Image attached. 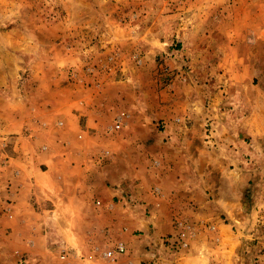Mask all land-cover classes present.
I'll list each match as a JSON object with an SVG mask.
<instances>
[{
    "label": "rangeland",
    "instance_id": "374dc122",
    "mask_svg": "<svg viewBox=\"0 0 264 264\" xmlns=\"http://www.w3.org/2000/svg\"><path fill=\"white\" fill-rule=\"evenodd\" d=\"M63 80L80 98L123 96L127 107L103 116L106 131L97 130L96 142L115 148L146 139L126 157L133 171L125 169L146 198H167L157 209L143 207L126 189L124 206L154 226L135 229L125 242L112 236L92 259L81 255L71 264H130V247L149 261L176 253L203 261L209 241L225 246L215 237L225 223L243 241H264V0H0V130L16 129L22 94ZM25 103L27 113L32 103ZM124 110L133 120L112 130ZM107 133L121 135L106 140ZM9 144L2 145L8 158L15 153ZM182 152L196 158L192 166L178 164ZM109 157L103 151L94 158ZM175 193L182 198L173 202ZM178 204L187 211L179 214ZM114 218L127 227L139 217L119 209ZM120 243L124 253L104 257ZM0 264L31 263L15 248H0Z\"/></svg>",
    "mask_w": 264,
    "mask_h": 264
},
{
    "label": "crops",
    "instance_id": "0c3cea01",
    "mask_svg": "<svg viewBox=\"0 0 264 264\" xmlns=\"http://www.w3.org/2000/svg\"><path fill=\"white\" fill-rule=\"evenodd\" d=\"M63 81V85L51 87L47 92L40 91L41 84H37L34 88L36 95L33 93L29 97L22 94L17 104L21 112L13 120L16 129L9 125L0 130V248L3 251L15 248L22 256L26 255L31 264H50L54 261L71 264L81 255L92 259L112 236L119 242H125L133 237L135 229L150 231L154 225L144 224L142 213L137 212L136 207L124 206L126 189L132 190L133 197L143 207L153 205L157 209L162 206L160 201L167 199H163L165 195L161 190V197L157 198L163 200H155L154 203L146 198L138 188L141 181L136 182L133 173L125 169L133 171L132 160L126 157L136 147H144L146 139H142L141 145L121 142L115 148L96 142L99 138L96 137L97 130L106 131L103 116L127 107L123 96L117 94L113 97L104 93L80 98L71 91L72 84ZM27 101L32 106L29 109L31 112L28 110L26 113ZM194 102L188 105L192 113L196 112ZM131 106L141 112V106L137 107L135 102L131 101ZM120 112L127 114L126 120L125 117L122 120L124 129L133 120V114L125 110ZM120 135L114 136L120 138ZM114 136L107 133L105 138L110 140ZM8 142L12 143L8 145L9 151L15 152L9 158L2 151V145L6 146ZM103 151L112 157L111 162L105 163V158H94L102 155ZM180 157L178 164L182 166H192L196 159L185 152ZM160 180L163 181L162 178ZM175 182L180 181L176 178ZM195 183L189 185L191 191L198 185ZM187 187L181 189L185 191ZM189 196L187 193L183 195L187 199H193L195 195ZM181 198L176 197L173 202ZM176 207L179 214L180 211H187V207L181 204ZM119 209L127 211L128 218H139L129 220L127 227H121L114 218ZM105 215L110 217L100 219L99 216ZM258 235L261 236L258 233V238ZM216 236L218 240L222 237L225 246L221 241V245H217L213 236L214 239L209 241L213 246H208L203 261L189 253H176L170 258L152 254L149 261L139 259L135 248L130 247V264H264V251L258 252L264 247L260 238L253 242L243 241L226 223L219 227ZM145 245L143 247L147 251ZM231 246L234 249L229 253ZM236 246L239 248L235 252ZM107 248L104 246V249Z\"/></svg>",
    "mask_w": 264,
    "mask_h": 264
},
{
    "label": "built area",
    "instance_id": "2783aa9c",
    "mask_svg": "<svg viewBox=\"0 0 264 264\" xmlns=\"http://www.w3.org/2000/svg\"><path fill=\"white\" fill-rule=\"evenodd\" d=\"M125 117V114L122 113V114H119L117 117H116V120H115V123H114V126L112 128V130H119L121 129L122 127V124H123V118ZM178 237H179V244L182 245V246H187L188 245V242L184 240V237H185V231L184 230H181L179 233H178ZM125 252V248L124 246L120 243L118 245H116L115 249H112V250H108L107 252H104V257L105 258H111L113 259L115 256H117L118 254H122ZM62 258H64L62 256Z\"/></svg>",
    "mask_w": 264,
    "mask_h": 264
}]
</instances>
